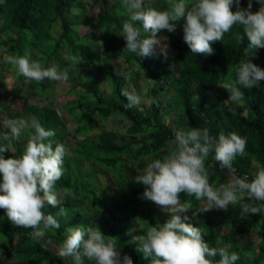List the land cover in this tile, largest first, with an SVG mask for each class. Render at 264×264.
I'll list each match as a JSON object with an SVG mask.
<instances>
[{"label":"trees","instance_id":"16d2710c","mask_svg":"<svg viewBox=\"0 0 264 264\" xmlns=\"http://www.w3.org/2000/svg\"><path fill=\"white\" fill-rule=\"evenodd\" d=\"M146 3L160 9L168 6V0H146ZM247 4L248 0H241L242 7L246 8ZM259 7L254 0L252 10ZM124 19L121 0H92V3L89 0H0L3 53L31 54L45 67L67 69L68 79L63 83L71 86L69 95L78 94L76 98L66 96L63 103L74 121L72 130L53 104L47 103L51 97L47 88L57 81L45 79L36 83L19 76L17 80L26 83L27 89L21 95L8 94L3 98L7 106L0 109L1 137L7 131L4 121L19 119L27 111L46 129L55 131L51 138L53 146L57 143L67 146L64 174L55 185L60 203L56 207L46 204L44 208L46 215H55L61 208L67 215L58 217L59 229L36 237L33 229L14 226L1 209L0 264H66L58 248L65 239L66 229L74 225L99 226L104 235L112 237L122 256H130L133 264H150V258L136 250L132 238L170 217L159 215L156 205L141 198L144 186L132 178L148 162L167 154L176 129L206 128L213 141L221 132L235 131L247 138L246 154L233 162L236 174L251 179L256 165L264 167V81L251 89H242L245 99L241 103L225 102L229 93L223 86L236 78L235 65L247 58V38L243 41L237 38L243 35V28L235 26L223 41L213 44L214 54L199 55L191 53L183 40L182 18L174 22L175 32L163 30L159 34L168 37L167 59L159 54L138 57L124 51L126 42L118 35ZM85 28L91 32L81 34ZM59 30L60 35L54 38L53 33ZM80 55L84 58L82 63L78 62ZM248 58L264 69V49L253 50ZM10 69L12 66L8 64L6 71ZM123 73H131L127 83ZM130 84L151 101L149 107L141 105L143 111L126 108L127 100L121 95V88L130 90ZM19 99L26 109L24 112L17 107ZM101 119H113L126 131L101 129ZM26 143L21 140L13 143L15 156L23 154ZM5 157H9L8 152ZM206 166L214 186L229 180L227 169L221 170L214 160V150ZM100 177L105 178L106 184L100 183ZM185 202L192 208L189 222L202 229L211 247L237 253L239 259L235 264H263L264 214L241 218V205L254 201L245 198L230 205L227 211L219 210L220 218L211 214L212 210L193 217V212L204 202L182 193L181 203ZM251 233L261 239L258 255L252 252L251 242H244ZM67 260L71 264V258Z\"/></svg>","mask_w":264,"mask_h":264},{"label":"clouds","instance_id":"9594fccd","mask_svg":"<svg viewBox=\"0 0 264 264\" xmlns=\"http://www.w3.org/2000/svg\"><path fill=\"white\" fill-rule=\"evenodd\" d=\"M253 2L248 0L244 8L241 0H168V6L160 9L149 6L146 0H121L126 19L118 35L125 40L124 51L128 53L138 57L159 54L167 59L168 37L159 34L163 30L175 32L174 22L182 18L183 40L191 53L199 55L214 54L212 45L223 41L235 26H241L243 35L237 38L240 41L247 38V58L235 65L236 78L223 86L229 93L225 102L239 104L245 99L242 89H251L264 81V69L248 58L253 50L264 49V0H255L260 5L257 11L252 10ZM83 60L80 55L78 62ZM4 63L28 81L68 79L67 69L45 67L31 54L8 55ZM231 68L232 65L228 70ZM122 77L127 83L131 73H123ZM121 95L126 98L128 109L143 111L141 105L151 103L128 87L121 88ZM4 127L7 131L0 137L6 142L0 144V209L14 226L31 228L34 236L42 237L52 229H59L58 217L67 215L64 208L55 215L44 212L46 204L56 207L60 203L55 185L64 174L67 146L61 143L53 146L51 138L55 131L46 129L35 117L30 121L9 119L4 121ZM28 128L34 132L29 134L23 154L6 158L5 153H14L13 143ZM246 147L247 138L235 131L221 132L213 141L206 128L176 129L167 154L137 171L132 179L144 186L141 198L170 216L165 223H157L132 238L136 250L150 258V264H235L239 259L237 253L211 247L202 229L189 222L187 213L192 208L188 202L181 203V194L204 202L193 212V217L213 209L227 211L230 205L245 198L255 203L241 205V218L264 214V167H259L251 179L248 175H237L233 167L234 160L246 154ZM213 150L214 160L229 174V180L219 186L211 183V172L206 166ZM58 254L64 259L71 258V264H133L130 256L121 255L111 236L92 225L68 227Z\"/></svg>","mask_w":264,"mask_h":264},{"label":"rangeland","instance_id":"374dc122","mask_svg":"<svg viewBox=\"0 0 264 264\" xmlns=\"http://www.w3.org/2000/svg\"><path fill=\"white\" fill-rule=\"evenodd\" d=\"M89 3H92V0H89ZM98 5H100V3ZM80 32L82 34V33H90L91 31L87 30L85 28V30L81 29ZM60 33H61L60 30L54 32L53 33L54 38H57L60 35ZM5 56H7V55H5V53H3V51H2V49H0V109H3L5 106H7L6 101L3 100V98L6 95H8V94L9 95L10 94L21 95L27 89L26 83L24 85L19 80H17L19 75H17V73L14 70L12 71V69H10L9 71H6L8 64L4 63V57ZM64 58H67V55H64ZM2 75H4V77H5L4 79H2ZM140 84H141V82H140ZM102 86L105 88V90L107 92H110V89L106 86V84H103ZM133 88H134L133 85L130 84V90H133ZM70 89H71V86L69 84L57 81V83H54L53 85H51L50 87L47 88L48 92L51 95L50 100L47 103L53 104L54 108L60 113L61 117L64 118L65 121L67 122V126L72 130L74 128V121H73L72 117L67 113L65 108L63 107V103L65 102V100L67 101L66 96L67 97H73L74 96V98H76L78 95V94H70L69 95ZM140 90L143 93L145 92V89L142 86H141ZM145 100H147V99H145ZM170 100L173 101L171 95H170ZM17 102H18L17 107L20 110H22L23 112L26 111L23 102L20 99ZM142 105H144L145 107H149V104H142ZM26 113H27L26 115L21 116L19 119H24V120L30 121L31 118H33V116L30 113H28L27 111H26ZM117 120H119V118ZM99 124H100L101 129H102V127H104L105 129H109V130L110 129H117V130H120L121 132L126 131L125 128H123L124 126H122L121 124H119L117 126L118 122H116L113 119H109V120L101 119ZM32 132H34V130L31 128L25 129L22 132L20 140L21 141H27L29 138V134ZM0 137H1V135H0ZM3 143H4V141L0 140V144H3ZM13 151H14V153L8 152L9 156H15L16 155V151H15L14 147H13ZM256 167H257L256 168V171H257V169L259 167L257 165H256ZM100 183L102 185L106 184L105 178L100 177ZM113 188H114L113 189L114 192H117V191H115L117 189V187L114 186ZM117 194H118V192H117ZM156 212L161 216H163V215L169 216V214L162 211L159 207L156 209ZM210 213L213 214L214 216H217L218 218H220L219 217L220 216L219 210L213 209L212 211H210ZM187 214H188V216H190V212H188ZM221 220H222V218H221ZM222 224H223V222H222ZM223 231H226V230L224 229ZM247 241L251 242L253 245L252 252L255 255H258L260 253V244H261V239L258 236V234L251 233V235L248 238L246 237L244 239V242H247ZM62 259L64 260V262H66V264H69L67 259H64V258H62ZM86 264H88V262H86ZM263 264H264V259H263Z\"/></svg>","mask_w":264,"mask_h":264}]
</instances>
